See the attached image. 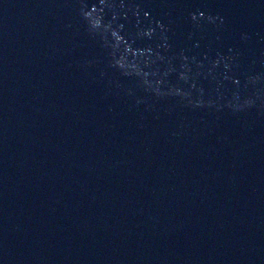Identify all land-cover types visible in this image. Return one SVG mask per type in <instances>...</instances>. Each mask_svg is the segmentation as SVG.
Returning <instances> with one entry per match:
<instances>
[{"label": "water", "instance_id": "95a60500", "mask_svg": "<svg viewBox=\"0 0 264 264\" xmlns=\"http://www.w3.org/2000/svg\"><path fill=\"white\" fill-rule=\"evenodd\" d=\"M0 264H264V0H0Z\"/></svg>", "mask_w": 264, "mask_h": 264}]
</instances>
